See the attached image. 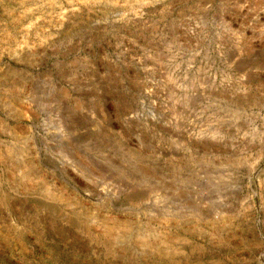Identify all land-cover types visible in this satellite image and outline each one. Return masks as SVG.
<instances>
[{"label":"rangeland","instance_id":"1","mask_svg":"<svg viewBox=\"0 0 264 264\" xmlns=\"http://www.w3.org/2000/svg\"><path fill=\"white\" fill-rule=\"evenodd\" d=\"M0 264H264V0H0Z\"/></svg>","mask_w":264,"mask_h":264}]
</instances>
